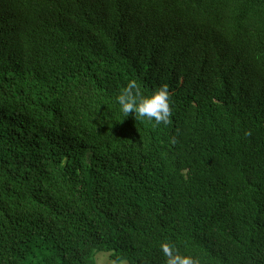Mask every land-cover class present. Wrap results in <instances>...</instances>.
I'll return each mask as SVG.
<instances>
[{
  "label": "trees",
  "instance_id": "trees-1",
  "mask_svg": "<svg viewBox=\"0 0 264 264\" xmlns=\"http://www.w3.org/2000/svg\"><path fill=\"white\" fill-rule=\"evenodd\" d=\"M171 118L125 115L129 80ZM264 264V0H0V264Z\"/></svg>",
  "mask_w": 264,
  "mask_h": 264
},
{
  "label": "clouds",
  "instance_id": "clouds-1",
  "mask_svg": "<svg viewBox=\"0 0 264 264\" xmlns=\"http://www.w3.org/2000/svg\"><path fill=\"white\" fill-rule=\"evenodd\" d=\"M117 101L125 115L131 113L136 118L147 119L157 125L161 122L165 124L170 122L172 112L167 84L158 87L150 95H145L140 91L135 79L129 80L117 96ZM160 248L166 257L165 264H200L198 258L182 255L173 244L162 242ZM111 264H126V262L117 257L116 260L111 261Z\"/></svg>",
  "mask_w": 264,
  "mask_h": 264
},
{
  "label": "rangeland",
  "instance_id": "rangeland-1",
  "mask_svg": "<svg viewBox=\"0 0 264 264\" xmlns=\"http://www.w3.org/2000/svg\"><path fill=\"white\" fill-rule=\"evenodd\" d=\"M106 258V259H103ZM96 264H111V260L108 258V253L106 252H99L96 255ZM126 264H128L126 262Z\"/></svg>",
  "mask_w": 264,
  "mask_h": 264
}]
</instances>
